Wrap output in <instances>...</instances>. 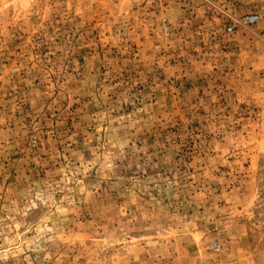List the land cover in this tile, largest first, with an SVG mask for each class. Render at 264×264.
<instances>
[{"label": "rangeland", "instance_id": "obj_1", "mask_svg": "<svg viewBox=\"0 0 264 264\" xmlns=\"http://www.w3.org/2000/svg\"><path fill=\"white\" fill-rule=\"evenodd\" d=\"M0 264H264V0H0Z\"/></svg>", "mask_w": 264, "mask_h": 264}, {"label": "built area", "instance_id": "obj_2", "mask_svg": "<svg viewBox=\"0 0 264 264\" xmlns=\"http://www.w3.org/2000/svg\"><path fill=\"white\" fill-rule=\"evenodd\" d=\"M246 20H247V23H248V24H254V23L257 22L258 17H257V16H250V17H248Z\"/></svg>", "mask_w": 264, "mask_h": 264}]
</instances>
